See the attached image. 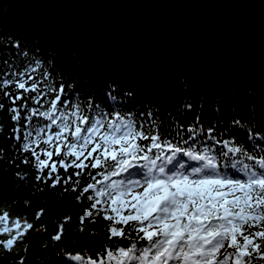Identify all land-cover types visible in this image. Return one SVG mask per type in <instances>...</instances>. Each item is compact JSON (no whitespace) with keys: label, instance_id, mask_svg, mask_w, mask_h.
<instances>
[{"label":"snow or ice","instance_id":"6c2138e0","mask_svg":"<svg viewBox=\"0 0 264 264\" xmlns=\"http://www.w3.org/2000/svg\"><path fill=\"white\" fill-rule=\"evenodd\" d=\"M41 68L36 60L22 70L0 73V93L14 105L8 109L11 120L20 125L23 118L29 124L21 127L31 128L14 136L20 142L21 163L34 167L36 181L52 188L71 185L77 200L89 202L79 217L81 233L87 230L86 221H104L107 239L119 242L95 257L71 254L72 261L264 264V143L259 146L262 154L229 146L232 141L217 140L214 127L200 126L199 115L185 127L153 110L139 116L105 112L92 104L86 110L62 98L65 86L53 87L47 70L38 78L35 73ZM110 98L116 100L115 95ZM28 100L39 107H30ZM4 107L0 103V109ZM22 112L28 115L22 117ZM35 117L46 123L32 124ZM247 139L255 141L257 136L249 133ZM218 143L225 150L217 151ZM85 176L81 189L80 178ZM64 227L60 225L53 241L62 239ZM33 228L3 212L0 234L8 238L0 240V249L12 252ZM19 264H25L23 258Z\"/></svg>","mask_w":264,"mask_h":264},{"label":"trees","instance_id":"16d2710c","mask_svg":"<svg viewBox=\"0 0 264 264\" xmlns=\"http://www.w3.org/2000/svg\"><path fill=\"white\" fill-rule=\"evenodd\" d=\"M36 60L42 68L35 75L41 78L42 72L47 70L53 87L65 86L62 98L80 103L86 110L89 104L100 105L105 112L130 111L137 116L153 110L159 117L175 120L185 127L196 123L199 115L203 121L200 126L214 127L217 140H230L229 146H242L262 154L259 146L264 141L259 137L264 136V82L254 91L238 90L236 86L230 90H213L201 88L190 74L152 82L121 67L103 71L93 66L79 45L69 41L63 32L33 23L26 14L12 15L0 3V73L10 72L13 68L22 70ZM8 90L16 94L14 90ZM112 95L116 96L115 101L110 98ZM51 98L49 95L48 99ZM0 103L5 106L0 109V215L7 211L10 219L34 225L12 252L0 249V256L19 261L24 256L27 242L39 227L44 233L35 264H79L69 256L80 253L86 258L95 257L104 248L119 243L107 239V222L104 221L97 224L86 221V232L79 231V217L90 205L86 199L75 198L77 193L70 190L71 185L60 184L52 188L36 181L34 167L21 163L20 142L14 138L31 130L21 127L29 121L22 118L17 125L11 120L8 109L14 105L2 93ZM20 103L17 102V106ZM27 103L30 107H39L31 100ZM186 104H191V109L184 108ZM27 115L22 112V117ZM234 121H239L240 125ZM31 123L43 126L46 122L35 117ZM14 128H20V131L13 133ZM249 133L256 135L257 140L249 141ZM215 149L225 150L221 143ZM60 172L63 176V169ZM25 173L27 175L21 180ZM80 179L82 189L88 178ZM41 210L43 213L37 219L36 214ZM67 217L71 219L66 221ZM61 224L65 225L62 239L53 241L52 236L58 233ZM7 238L6 234H0V240Z\"/></svg>","mask_w":264,"mask_h":264},{"label":"water","instance_id":"95a60500","mask_svg":"<svg viewBox=\"0 0 264 264\" xmlns=\"http://www.w3.org/2000/svg\"><path fill=\"white\" fill-rule=\"evenodd\" d=\"M12 15L63 32L87 60L147 81L190 74L201 88L264 82V0H0ZM44 232L27 242L35 264ZM0 264H19L6 255Z\"/></svg>","mask_w":264,"mask_h":264},{"label":"rangeland","instance_id":"374dc122","mask_svg":"<svg viewBox=\"0 0 264 264\" xmlns=\"http://www.w3.org/2000/svg\"><path fill=\"white\" fill-rule=\"evenodd\" d=\"M101 70V69H100ZM133 74V73H132ZM136 75V74H135ZM258 86H256V88H257Z\"/></svg>","mask_w":264,"mask_h":264},{"label":"bare ground","instance_id":"6f19581e","mask_svg":"<svg viewBox=\"0 0 264 264\" xmlns=\"http://www.w3.org/2000/svg\"><path fill=\"white\" fill-rule=\"evenodd\" d=\"M158 81V80H157ZM214 90V89H213Z\"/></svg>","mask_w":264,"mask_h":264}]
</instances>
